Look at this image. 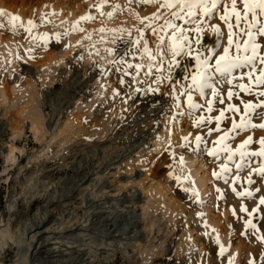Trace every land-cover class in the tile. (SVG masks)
<instances>
[{"label": "rangeland", "instance_id": "374dc122", "mask_svg": "<svg viewBox=\"0 0 264 264\" xmlns=\"http://www.w3.org/2000/svg\"><path fill=\"white\" fill-rule=\"evenodd\" d=\"M0 2L16 10L51 4L91 17L69 28L50 21L47 15L42 21L34 13L35 27L29 33L24 30L28 25L0 15V264H67L73 257H79L76 264H249L250 260L264 264V205H258L264 196V179L253 175L250 187L259 191L251 199L238 198L232 191V187L237 192L249 187L245 179L258 165L253 163L242 171L241 182L235 185L231 179L227 184L215 179L212 173L220 172L223 158L215 161L202 151L179 147L182 138L189 137L194 148L195 136L202 135L211 148L223 134L213 131L206 135L209 127L215 129V122L195 128L190 119L182 117L178 124L170 125L168 114L175 109L170 92L164 95L168 88L161 85L156 96L138 98L132 76L114 66L118 57L143 64L139 79L152 83L155 72L153 77L144 76L147 58L141 59L139 53L136 58L126 56L129 46L119 39L113 43L114 33L124 29V38L131 39L144 30L154 49L151 42L155 38L145 29L150 22L146 18L166 9L142 0ZM211 24L223 32L222 52L227 27L218 16ZM246 38L241 36V43ZM203 39L216 42L210 32ZM258 42L264 52V38ZM109 49H113L111 54ZM127 71L134 73L135 68ZM122 78L126 81L123 86ZM237 83L247 85L248 80ZM218 87L225 103L221 105L217 99L210 113L213 117L229 103V86ZM240 97L254 103L264 101V97L257 100L243 92ZM153 99L157 103L150 107ZM184 99L181 97L182 103ZM195 99L205 104L199 96ZM231 102L243 112L239 100L234 97ZM225 115L228 119L221 128L226 130L233 114ZM34 118L41 121L36 128H32ZM235 119L239 121L240 116ZM250 119L257 125L264 123V107L255 108ZM249 135L258 141L264 138V129L242 132L227 142L235 149ZM250 147L258 150L257 143ZM180 157L196 160L195 165L204 164L208 171L200 205L190 199L193 186L184 179ZM229 166L234 176L235 166ZM217 189L223 198L218 199ZM242 204L249 212L259 209L253 219L258 226L255 234L249 228L242 235L249 219L240 212ZM44 216L49 221L41 229L28 230ZM41 242L53 251L49 261L32 260L31 253ZM219 247L225 249L221 256Z\"/></svg>", "mask_w": 264, "mask_h": 264}, {"label": "snow or ice", "instance_id": "6c2138e0", "mask_svg": "<svg viewBox=\"0 0 264 264\" xmlns=\"http://www.w3.org/2000/svg\"><path fill=\"white\" fill-rule=\"evenodd\" d=\"M142 2L160 3L161 8L167 10L164 13L158 10L157 13L146 18L150 22L145 24V29L150 30L155 38L151 42L154 43L155 48L150 46V41L145 36L144 30H139L136 37L126 39L123 36L124 29H120L119 32L114 33L113 43L119 39L129 46L125 52L126 56L136 58L139 53L141 59L146 57L149 63L144 76L153 77V72H155L154 79L151 84L147 79H139L140 70L144 65H134L125 61L124 57H118L114 61V66H117L116 70L121 71L125 76H132L133 83L137 85L134 91L138 94V98L156 96L161 85L168 88L169 91L164 95L168 96L170 92L175 109L174 112L168 114L170 125L178 124L182 117L190 119L195 128H203L215 122V129L209 127L206 135L211 136L213 131L223 134L212 142L211 148L207 146V141L202 135L195 136L194 148L189 137H183L179 147L189 148L195 152L202 151L215 161H220L223 158L224 163L219 165L220 172L214 171L212 175L215 179L222 180L226 184L229 179H231L232 185L241 182L240 173L256 163L258 166L251 168L245 179V183L249 187L240 192L232 187L233 193L238 198L251 199L254 191H259L258 188L252 190L250 187L254 183L253 175L264 179V138L254 141L253 137L249 135L235 149L227 141L234 139L242 132L257 127L264 129V123L257 125L250 119L255 108L264 107V101L254 103L253 101H244L240 97L241 92L246 96H255L257 100L259 97H264V90H259L261 86H264V67L258 68V65H264V52H261L262 44L258 42V38H264V0H142ZM238 4L242 5V8L238 7ZM0 15H3L2 11H0ZM108 15L111 17L113 13L110 12ZM216 16L227 27V44L223 47L222 52H220V46L223 43V32L218 26L211 24L212 19ZM17 19L18 17L15 15L11 17L13 22ZM90 19L91 17H81V20ZM41 20L44 21L45 18L42 16ZM160 20H163V23H158ZM177 21L182 23L178 24ZM27 23L28 27L24 30L30 33L35 25L32 20ZM12 27L13 33H15L17 26L13 24ZM205 32L213 34L216 42L212 43L203 39ZM241 36L247 37L242 43ZM108 51L111 54L113 49ZM125 65L126 67H121ZM129 68H135V72L129 73L127 71ZM245 78L248 80L247 85L237 83ZM120 83L123 86L126 81L122 78ZM224 84L229 86L226 94L229 103L219 110L218 115L213 117L210 113L213 112V106L217 99L221 105L225 103V95L218 87ZM140 85H146V87ZM234 88H238L239 91H234ZM113 94L118 95L119 93L114 91ZM197 96L204 99L205 104L198 103L195 99ZM181 97L185 98L183 103ZM234 97L243 106L242 113L240 107L231 102ZM155 103H157L155 99L150 100L149 106L151 107ZM198 112L200 115H197ZM226 112L232 113L233 116L231 127L225 130L221 128V124L225 119H228L225 115ZM236 115L240 116L239 121L235 119ZM169 135H171L170 126ZM253 143L258 144V150L251 149L250 146ZM170 155L175 157V153H170ZM180 161L183 163V157H180ZM230 164L235 166L236 174L234 176ZM182 190L186 193L189 192L187 188ZM217 193L218 199L223 198L219 189H217ZM190 199H193L198 205L203 203L194 187L191 189ZM258 205H264V196L259 198ZM258 210V208H253L249 212L246 206L241 205L240 212L249 216V219L245 221L246 231L242 235H246L249 228L255 234L258 226L253 223V219ZM233 214L235 216L234 209ZM205 227L207 226L205 225ZM257 240H261V237L257 236ZM224 251L223 247H219L218 256H221ZM261 260L264 261V253L261 255ZM229 264L232 262L229 261ZM249 264H254V262L250 260Z\"/></svg>", "mask_w": 264, "mask_h": 264}, {"label": "bare ground", "instance_id": "6f19581e", "mask_svg": "<svg viewBox=\"0 0 264 264\" xmlns=\"http://www.w3.org/2000/svg\"><path fill=\"white\" fill-rule=\"evenodd\" d=\"M3 4H2V2H0V11L3 12V15L7 16L10 19L13 15H15L18 17V19L16 21H21L22 23H24L26 25H28L27 22L29 20H32L34 13H37L40 17H42L43 15H47L50 18V21L58 23L60 25H64V26L69 27V28L77 27L78 23L80 21H82L81 17H83V15L81 16V13H77L75 10H73L71 13H68L65 10L64 11L60 10L59 9L60 7L54 6L51 4H44L42 6L37 5L38 7H36V8H32V7L31 8L29 7L28 9L19 8L18 10L10 9L9 7H7ZM30 5H31V3H30ZM159 5H160V3H159ZM117 6L121 7V5H119V4ZM118 19H119V21H122L121 18H118ZM50 63L51 62H48L47 65H49ZM40 123H41V121L39 118L32 119V125H33L32 128H36L34 126H37ZM181 164L184 168L185 176L188 178L189 182L192 184V186L197 190V192L199 194L204 195V193L206 191L204 186L206 184V181L209 179L208 178L209 174H208V171H206L204 164L195 165L196 160H192V159H188V158H184L183 163H181ZM201 171L203 172L202 176L199 175V173ZM48 221H49V217L44 216V218L40 222L31 225V227L28 230L32 231L33 228L35 230L41 229L45 225V223H47ZM217 231H219V230H217ZM219 234L221 236L223 235V233H221V232ZM1 235L4 236V233ZM6 236H7V234H6ZM6 236H4V238H6ZM8 236H11V235H8ZM52 254H53V251L46 249L44 242H41L40 247L38 249L33 250V252L31 253V257H32V260L41 259L43 261H47V260L49 261V259L52 258ZM78 258L79 257H77V258L73 257L69 262H67V264H76Z\"/></svg>", "mask_w": 264, "mask_h": 264}, {"label": "trees", "instance_id": "16d2710c", "mask_svg": "<svg viewBox=\"0 0 264 264\" xmlns=\"http://www.w3.org/2000/svg\"><path fill=\"white\" fill-rule=\"evenodd\" d=\"M2 195H3L2 192H0V202H1V199H2Z\"/></svg>", "mask_w": 264, "mask_h": 264}]
</instances>
